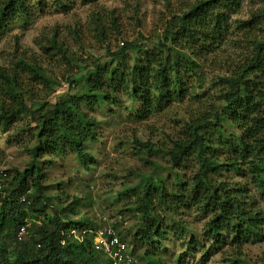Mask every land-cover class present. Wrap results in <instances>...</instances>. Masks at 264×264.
<instances>
[{"label":"trees","instance_id":"obj_1","mask_svg":"<svg viewBox=\"0 0 264 264\" xmlns=\"http://www.w3.org/2000/svg\"><path fill=\"white\" fill-rule=\"evenodd\" d=\"M255 1L260 6L249 19L233 24L249 38L250 49L228 76L219 78L222 89L205 94V102L203 94L195 93V85L202 90L206 82L199 74L201 63L209 64L206 56L226 40L230 16L243 0L188 3L164 24L157 45L145 49L122 41L115 52L110 43L123 35L119 18L115 12L102 17L93 13L87 28L105 49L99 59H108H97L90 67L82 64L88 75L70 80L73 92L53 104L46 98L54 92V77L36 58L15 52L9 66H0V130L30 118L35 140L24 169L0 172V264H111L93 246L100 226L78 217L91 198H70L63 188L72 185L71 179L47 183L48 163L39 161L53 164L72 156L90 171L93 157L87 146L100 142L99 112L119 118L123 106L124 117L140 122L187 98L198 109L183 123L178 138L169 140L168 169L145 178L132 192L118 194L131 199L127 211L138 216L134 229L122 235L112 228L120 242L128 245L129 240L134 246L132 253L145 246L162 248L168 241L183 242L189 228L181 216L194 210L208 216L202 237L209 246L204 250L195 237L189 246L207 254L211 248L230 246L228 264H249L242 247L264 241V0ZM97 2L81 0L89 6ZM70 4L72 0H52L61 12L69 11ZM47 8V0H0V38L12 24L25 23L34 11ZM78 30L71 29L76 43L81 41ZM58 35H50L49 52H58L65 65L74 58L83 62L68 56L64 44L57 43ZM210 64L216 67V61ZM132 141L137 153L154 149L149 141ZM189 246L184 255H191ZM154 252L144 251L146 264H164ZM256 264H264V256Z\"/></svg>","mask_w":264,"mask_h":264},{"label":"rangeland","instance_id":"obj_2","mask_svg":"<svg viewBox=\"0 0 264 264\" xmlns=\"http://www.w3.org/2000/svg\"><path fill=\"white\" fill-rule=\"evenodd\" d=\"M72 1L71 9L61 12L53 8L52 0H47L46 10L34 11L33 16L25 23L12 24L0 38V66H9L15 52L26 53L27 57L36 58L40 65L53 75L54 92L46 98L51 104L73 92L70 80L79 78L80 81L81 77L88 75L90 71L85 72L82 64L90 67L93 61L106 55L104 47L96 45L94 35L87 28L93 13L102 17L115 12V16L119 18L123 35L118 39L113 37L110 43L111 52L117 51L122 46V41L149 49L157 45V36L162 33L167 20L181 11L184 5L199 0H98L97 6L82 5L81 0ZM259 6L255 0H243L240 10L230 16L226 40L216 47L215 52L206 56L210 60L209 64L201 63L199 74L206 82L202 90L198 88L199 84H196L195 93L203 94L204 102L207 100L205 94L210 97L222 89L219 78L228 76L232 66L240 63L249 51V38L244 37L233 24L249 19L251 12ZM76 26L81 30V41L78 40L77 43L71 33V29H76ZM54 31L59 34L57 43L64 44L68 56L75 55L82 58L83 62L80 63L74 58L70 61V66L65 65L59 56H56L58 52H49L51 47L48 43ZM105 59L108 58L99 60ZM211 61H216V67L211 66ZM123 99V105L128 106L129 102L124 97ZM196 109L197 104L187 98L183 103L173 104L140 122L124 117L126 113L123 106L119 118L111 119L99 112L97 117L100 124L97 132L100 142L87 146L93 157L92 169L83 170L72 156L56 160L53 164H49L47 159H40L39 162L44 163V166L48 163L45 169L47 183L55 185L61 180L71 179L72 185L63 188L70 198L77 194L91 198V202L80 208L78 217L92 219L100 226L99 230L111 229L114 225L124 235L126 230L134 229L138 216L127 211V203L131 199H119L118 194L127 190L132 192L145 178L159 172L162 175L168 169L166 152L168 147H171L169 140L178 138L183 123L189 121L190 113ZM33 128L31 119L24 118L7 131L0 130V172L11 168L22 170L26 167L30 158L28 150L35 145V140H32L30 135L34 131ZM134 138L140 142H151L154 149L150 154L148 149L137 153L132 141ZM56 192L58 191L53 190L51 193ZM181 218L189 228L183 242L168 241L165 247L145 246L135 249L132 253L134 246L127 240L129 252L138 264L147 263L143 257L145 250L156 251V259L161 258L164 264H228L227 259L231 257L233 247L211 248L208 254L204 252L209 246L202 237L207 215L201 216L193 210ZM169 236L173 239L172 233ZM193 237L204 246V250L189 246ZM187 246L191 255L183 254ZM242 252L249 264H256L264 256V241L248 243L242 247Z\"/></svg>","mask_w":264,"mask_h":264},{"label":"built area","instance_id":"obj_3","mask_svg":"<svg viewBox=\"0 0 264 264\" xmlns=\"http://www.w3.org/2000/svg\"><path fill=\"white\" fill-rule=\"evenodd\" d=\"M24 233L21 229L20 234ZM94 249L103 252L111 264H138L129 252V245L119 241L116 231L111 229L97 230L93 239Z\"/></svg>","mask_w":264,"mask_h":264}]
</instances>
